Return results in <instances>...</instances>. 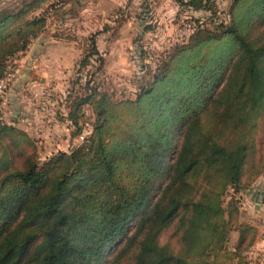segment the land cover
Returning a JSON list of instances; mask_svg holds the SVG:
<instances>
[{
	"label": "trees",
	"instance_id": "trees-1",
	"mask_svg": "<svg viewBox=\"0 0 264 264\" xmlns=\"http://www.w3.org/2000/svg\"><path fill=\"white\" fill-rule=\"evenodd\" d=\"M176 1L177 15L190 9L216 15L214 0ZM49 2L19 0L0 9V80L61 10V0ZM229 15L214 28L192 21L188 41L159 59L135 97L114 98L91 84L105 65L92 34L78 71L99 64L82 92L68 90L64 117L80 134L91 105L95 123L83 142L42 165L28 131L0 124V264L248 260L256 228L244 223L229 249L233 222L223 196L264 167V0H233ZM169 228L175 242L161 239Z\"/></svg>",
	"mask_w": 264,
	"mask_h": 264
},
{
	"label": "rangeland",
	"instance_id": "rangeland-1",
	"mask_svg": "<svg viewBox=\"0 0 264 264\" xmlns=\"http://www.w3.org/2000/svg\"><path fill=\"white\" fill-rule=\"evenodd\" d=\"M147 1L144 0L139 6L137 3L131 4L132 2H130L126 5V7H121L122 10L120 8L117 12L115 11L116 13H113L111 17H109V20L104 24L103 27L105 33H97V44L99 43L103 45V50L100 49V51L106 56H104L106 61L105 63H109L110 65L109 72L107 73L104 71L106 74H98L96 71L94 76L90 75V72L94 71L99 64V61L97 60H93V65H89L88 67H84L81 71H78V62L85 55V53L89 52V37L94 33L81 35L72 33L69 34L62 31L65 32L63 35H55L68 38L72 42L74 41L77 46L75 50L67 51L70 53L71 57H73V54L75 55L72 59H75V61L72 62V66L70 67V80H68L64 84V87L60 88L57 93L54 92L53 95L48 96L50 99L53 98V100L58 99L57 104L55 105L56 111H54V115L57 118H60L61 121H65L64 124H68V127L70 128V130H68L70 138L67 137L66 139L57 140L58 138L56 137L59 136L54 135V139L47 140V136L45 134L41 136L38 134H31L37 142L36 157L40 165H42L44 161L51 157L54 153H57L60 150L70 151L76 145L83 142V138L91 132L93 123H95L97 114L91 105H86L84 108V115L80 119L83 130L80 134L73 135L76 130V126L71 124L70 120H67L64 117L65 114H63L65 112L68 114L69 112V108L67 106L68 103L66 105L65 100L68 95V90L75 88L76 90L79 89L80 92H82V86H84L92 76V79L95 82L91 81V84H97L103 91H107L114 98L135 97L141 90L142 86L150 83L152 73H154L157 69L159 59H161L168 50L173 49L176 43H181L184 40L188 41V38L186 39V37L193 29L189 24L193 25V22L198 18L206 20L210 27L213 28L221 21L227 22L230 16V5L233 0H214L213 7L216 10V15L214 16H212V12L210 10L204 9L196 11H192L190 9V11H183L180 15H176V8H174L173 5H169V3L167 4L164 0H153L149 1V3H147ZM131 10L140 12L148 10L150 11V14L148 16H142V18L138 16L140 24L139 27L135 28L134 32L128 33L127 27H125L126 30L124 32H120L122 26L119 25L128 20L125 13L128 12V15L130 16ZM167 10L172 12V14L168 15ZM51 13H53V10ZM121 13H123L122 16ZM57 14L58 17L56 15L55 18H49V25L47 29H49L50 26H54L55 28H50L47 35L43 37L46 41L52 40V34L59 32L60 27L56 24H59L58 22L65 18L66 13H63V10H60ZM65 25L66 24H63L62 27ZM146 27H148V29H146ZM19 57L20 55L18 53L10 61L12 65L11 68L14 69L15 73L19 63ZM102 70H105V65ZM30 73L37 79L40 78V74H36L33 70H31ZM76 78L79 79L78 82L73 83ZM13 80L7 87V94L5 95L4 100L0 102V124H14L25 130V128H23L24 123H22L21 120L13 121L11 119L14 114L10 112L6 103L8 101V90L13 85ZM25 95L29 97L28 94ZM51 102L52 101L50 100L49 106L53 107ZM23 109H25L24 106ZM25 111L27 112L28 110L25 109ZM29 114L31 117L34 116L31 113ZM24 122L31 124L32 121H30V119H25ZM40 123L46 126L47 121H43L42 119L34 124ZM62 129L63 128H61V130ZM58 131L56 133H58ZM82 133L84 137H82ZM18 164L21 165V161H18ZM257 171L256 176L248 185L241 186L238 189L230 185L223 196V205L226 210V216L229 218L231 214L233 222L230 235L226 243L229 249H234L240 233V228L244 223L252 224L256 228V238L260 236L262 228L260 226V222L263 218L261 217V213L258 210L259 207H257V205L258 203L264 202V167L259 165L257 167ZM135 226L136 225H133L132 229ZM171 231L172 230L169 228L161 234L162 241L165 242L170 239L175 242L176 238L174 236H170ZM117 244L119 243H115V245L110 248L108 257H111ZM249 255L250 253L248 252L247 257L249 262L248 260H245L239 264H250L251 260L252 264H262L259 255H255L256 257L251 259H249Z\"/></svg>",
	"mask_w": 264,
	"mask_h": 264
},
{
	"label": "crops",
	"instance_id": "crops-1",
	"mask_svg": "<svg viewBox=\"0 0 264 264\" xmlns=\"http://www.w3.org/2000/svg\"><path fill=\"white\" fill-rule=\"evenodd\" d=\"M18 1L19 0H0V9L12 6L15 3H18ZM52 1L56 0H50V2ZM143 1L144 0H130V2H132L131 4L137 3L138 6ZM164 1L176 8L177 15L180 9L178 2L176 0ZM128 2L129 0H61L60 8L63 10V13L66 14L65 18L59 21V24H56L60 27L59 32L52 34V40L46 41L43 37L47 35L50 28H55L54 26H50L49 29H47L49 25L47 24L45 30L32 38L27 49L19 52L20 57L14 76L15 78L13 80L14 83L8 90V101L6 102L8 109L14 114L11 117L13 121L21 120V122L24 123L23 128H25L26 131L32 135L38 134L41 136L45 134L47 140L54 139V135L59 136L56 137L58 138L57 140L66 139L67 137L70 138L68 131L70 128L68 127V124H64L65 121H61L60 118H57L54 115V111H56L55 105L57 104L58 99L53 100V98L50 99L48 96L53 95L54 92L57 93L58 90L63 88L64 84L70 80V67L72 66V62L75 61V59L72 60L75 55L73 54V57H71L70 53L67 51L75 50L77 46L74 41L72 42L64 36L55 35H63L65 32L81 35L89 33H105L103 26L109 20V17H111L113 13H116L121 7H126ZM46 6L47 5L45 4V6L37 10L36 13H40V11ZM130 12V16L128 15V12L125 13L128 20L119 25L122 26L120 32H124L126 30L125 27H127V32L132 33L135 31L136 27H139L140 23L138 15L140 11L131 10ZM167 14L171 15L172 12L167 10ZM56 15L58 17V14L54 12L51 17L55 18ZM63 24L66 25L62 27ZM97 46L99 50H103L102 44L98 43ZM109 68V63H105V70L100 69V71L97 72L98 74H106L104 71L108 73ZM31 70L36 72V74H40V80L34 75H31ZM25 94H28L29 97ZM50 100L52 101L51 104L53 107L49 106ZM23 106L28 110L27 112L23 109ZM29 113L34 116L31 117ZM63 114L66 115L67 113L65 112ZM25 119H30V121H32L31 124L25 123ZM42 119L43 121H47L46 126L41 123L34 124ZM61 128L63 129L61 130ZM57 131L58 133H56ZM257 207H259L258 210L263 218L260 222L262 228L260 236L255 240L249 250V259L259 255L261 263L264 264V202L258 203ZM250 264H252V260L250 261Z\"/></svg>",
	"mask_w": 264,
	"mask_h": 264
},
{
	"label": "built area",
	"instance_id": "built-area-1",
	"mask_svg": "<svg viewBox=\"0 0 264 264\" xmlns=\"http://www.w3.org/2000/svg\"><path fill=\"white\" fill-rule=\"evenodd\" d=\"M15 76L14 69H9V71L6 73V75L0 80V94L4 100L5 95L7 94V87L10 85L11 81L13 80ZM84 137V135H82Z\"/></svg>",
	"mask_w": 264,
	"mask_h": 264
}]
</instances>
